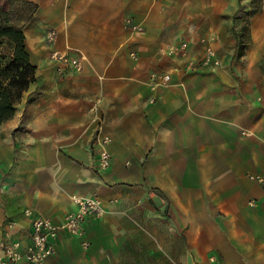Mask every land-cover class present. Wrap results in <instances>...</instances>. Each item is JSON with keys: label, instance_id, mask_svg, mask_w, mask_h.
<instances>
[{"label": "crops", "instance_id": "crops-1", "mask_svg": "<svg viewBox=\"0 0 264 264\" xmlns=\"http://www.w3.org/2000/svg\"><path fill=\"white\" fill-rule=\"evenodd\" d=\"M25 1L36 81L0 124V240L8 221L26 240L25 207L60 222L73 195H96L102 216L57 237L43 264H264V188L251 178L264 176V0ZM211 34L217 67L187 73L163 51L186 39L198 57ZM51 49L81 70L60 72ZM161 72L170 81L154 85Z\"/></svg>", "mask_w": 264, "mask_h": 264}, {"label": "built area", "instance_id": "built-area-1", "mask_svg": "<svg viewBox=\"0 0 264 264\" xmlns=\"http://www.w3.org/2000/svg\"><path fill=\"white\" fill-rule=\"evenodd\" d=\"M125 24L132 32L140 33L143 27L125 20ZM56 32L49 29L45 34L46 44H52ZM201 53L198 57H191L189 44L186 39L180 40L175 44L167 45L163 51L169 57L182 60L181 69L184 72H196L204 67H217L221 64L214 47L215 36L204 35L199 39ZM132 57H136L134 52ZM49 57L59 64V71L64 67L71 66L72 70L79 71L82 68L81 58L70 55L67 52H60L55 49L49 51ZM151 79L154 85L167 84L171 75L168 72L152 73ZM109 138L104 137L101 145L108 144ZM111 155L102 148L99 158L100 169H107L110 165ZM251 178L262 185L264 188V176L255 175ZM72 200L76 205V210L66 213L60 222L34 213L30 207L23 209V215L29 220V230L26 240L12 235L13 223L8 221L3 226V236L0 240V264H16L24 261L27 264H43L48 258L56 254L55 240L61 234L72 237H80L83 232V224L87 218L100 217L104 213L101 201L96 195L78 196L73 195ZM86 245L85 243H83Z\"/></svg>", "mask_w": 264, "mask_h": 264}, {"label": "trees", "instance_id": "trees-1", "mask_svg": "<svg viewBox=\"0 0 264 264\" xmlns=\"http://www.w3.org/2000/svg\"><path fill=\"white\" fill-rule=\"evenodd\" d=\"M36 10L25 0H0V124L14 116L23 93L36 81L24 33ZM239 55L240 46L235 52Z\"/></svg>", "mask_w": 264, "mask_h": 264}, {"label": "water", "instance_id": "water-1", "mask_svg": "<svg viewBox=\"0 0 264 264\" xmlns=\"http://www.w3.org/2000/svg\"><path fill=\"white\" fill-rule=\"evenodd\" d=\"M154 202L156 205H160L161 201H160V198L158 196H155L154 197Z\"/></svg>", "mask_w": 264, "mask_h": 264}, {"label": "rangeland", "instance_id": "rangeland-1", "mask_svg": "<svg viewBox=\"0 0 264 264\" xmlns=\"http://www.w3.org/2000/svg\"><path fill=\"white\" fill-rule=\"evenodd\" d=\"M256 98H257V100H259V101H260V99H261L260 96H256ZM249 177H250V176H249Z\"/></svg>", "mask_w": 264, "mask_h": 264}, {"label": "bare ground", "instance_id": "bare-ground-1", "mask_svg": "<svg viewBox=\"0 0 264 264\" xmlns=\"http://www.w3.org/2000/svg\"><path fill=\"white\" fill-rule=\"evenodd\" d=\"M27 31H28V30H27ZM30 31H31V30H30ZM30 31H29V32H30ZM24 32H25V31H24ZM30 33H32V32H30ZM29 35H30V34H29ZM25 36H26V34H25ZM28 39H29V38H28ZM28 42H29V41H28Z\"/></svg>", "mask_w": 264, "mask_h": 264}]
</instances>
